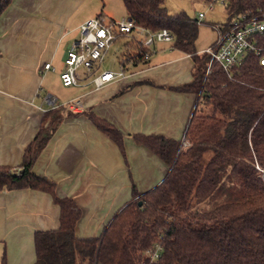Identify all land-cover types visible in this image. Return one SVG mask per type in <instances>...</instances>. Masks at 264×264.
Instances as JSON below:
<instances>
[{"label":"trees","instance_id":"16d2710c","mask_svg":"<svg viewBox=\"0 0 264 264\" xmlns=\"http://www.w3.org/2000/svg\"><path fill=\"white\" fill-rule=\"evenodd\" d=\"M127 18L151 32L169 31L174 48L191 55L193 81L174 87L193 93L197 107L182 141L135 135L168 167L165 180L132 199L98 238H80L82 211L60 197L56 183L33 165L63 122L66 107L47 112L20 168L0 166V191L31 189L49 194L59 207V228L35 233L34 264H264V65L254 54L230 74L196 51L201 21L171 15L166 0H122ZM207 3L213 0H203ZM12 0H0V16ZM228 21L237 16L264 22V0H224ZM103 17V13L98 15ZM214 27L217 24H213ZM127 39L119 35L117 41ZM264 57V33L259 38ZM149 51L134 40L120 55L125 72L148 64ZM152 56V55H151ZM211 65V73L207 74ZM68 109V108H67ZM72 114V113H70ZM88 119L121 149V132L93 112ZM160 246V258L148 253ZM2 264H5L4 262Z\"/></svg>","mask_w":264,"mask_h":264},{"label":"crops","instance_id":"0c3cea01","mask_svg":"<svg viewBox=\"0 0 264 264\" xmlns=\"http://www.w3.org/2000/svg\"><path fill=\"white\" fill-rule=\"evenodd\" d=\"M101 13L108 21L127 16L118 0H12L0 16V166L20 168L45 114L66 107L33 171L55 182L58 196L77 202L80 238L100 237L132 199L133 185L145 193L167 177V165L133 136L183 141L198 102L195 94L174 90L193 81L194 61L171 43L157 45L149 63L123 80L97 88L81 69L78 86L65 87L61 73L68 50L80 38L81 25ZM47 64L52 68L45 71ZM111 66L103 64L97 74L122 67L116 61ZM73 101H81L82 109H69ZM90 112L121 132L126 157L88 119ZM59 215L47 193L0 191V264H34L35 233L58 229Z\"/></svg>","mask_w":264,"mask_h":264},{"label":"built area","instance_id":"2783aa9c","mask_svg":"<svg viewBox=\"0 0 264 264\" xmlns=\"http://www.w3.org/2000/svg\"><path fill=\"white\" fill-rule=\"evenodd\" d=\"M209 2L210 9L213 3ZM222 4L224 5V0ZM205 18L204 13H200L198 20ZM218 33L216 43L209 47L204 53L211 57V62L218 64L225 73L230 74L235 68L240 67L249 55H256L264 65L263 50L259 46V38L264 33V22L257 18L237 16L230 21L215 25ZM119 35H125L128 39L141 44L149 52L145 55L148 60L153 55L157 45L162 43H172L173 35L167 31L151 32L148 29L138 26L130 18L123 19L121 22L108 21L104 17H95L83 23L80 27V38L72 43L68 50L65 61V69L61 73V80L65 87L78 86L83 69L88 76H92V82L97 88L105 84L126 78L127 73L124 67L119 72L106 71L97 74L103 65L112 44ZM52 67L50 64L44 66L48 71ZM211 73V65L207 74ZM97 74V75H96ZM81 101L69 103L71 110L82 109ZM183 146H187L185 139ZM264 173V171H263ZM162 248L158 246L156 250L148 253L153 261L160 258Z\"/></svg>","mask_w":264,"mask_h":264},{"label":"rangeland","instance_id":"374dc122","mask_svg":"<svg viewBox=\"0 0 264 264\" xmlns=\"http://www.w3.org/2000/svg\"><path fill=\"white\" fill-rule=\"evenodd\" d=\"M118 1H120V3L122 2L121 0ZM209 5V3L203 0H166L165 2V6L171 15H177L184 12L192 18L198 19L200 13L205 14V18L201 20V24L199 25L198 37L195 42L196 51L199 53H204L209 47L213 46L218 39V33L213 24H220L228 21L227 10L222 4V1L218 0L213 3L212 9H210ZM126 18L127 16H124L116 20V22H121ZM127 40L128 38L122 39L112 44L109 54L103 63L106 67H110L115 61L118 63V66L121 67L116 54L118 49L123 48L124 42ZM121 52L122 50L118 55H120Z\"/></svg>","mask_w":264,"mask_h":264},{"label":"water","instance_id":"95a60500","mask_svg":"<svg viewBox=\"0 0 264 264\" xmlns=\"http://www.w3.org/2000/svg\"><path fill=\"white\" fill-rule=\"evenodd\" d=\"M198 103V102H197ZM196 107H197V104H196V106H195V109H196ZM195 109L193 110V113H194V111H195ZM191 119H192V116H191ZM191 119H190V121H191ZM189 124H190V122H189ZM189 126V125H188ZM185 136H186V134H185ZM185 139V138H184Z\"/></svg>","mask_w":264,"mask_h":264}]
</instances>
